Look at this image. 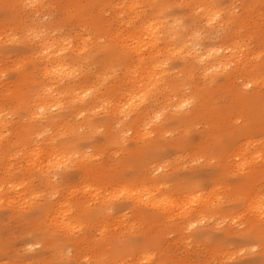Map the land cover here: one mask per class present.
I'll list each match as a JSON object with an SVG mask.
<instances>
[{
  "label": "bare ground",
  "instance_id": "bare-ground-1",
  "mask_svg": "<svg viewBox=\"0 0 264 264\" xmlns=\"http://www.w3.org/2000/svg\"><path fill=\"white\" fill-rule=\"evenodd\" d=\"M261 1L0 0V205L21 211L25 180L50 187L26 200L30 227H0V264H147L185 231L264 264V200L241 198L264 181ZM239 204L247 220L202 225Z\"/></svg>",
  "mask_w": 264,
  "mask_h": 264
},
{
  "label": "rangeland",
  "instance_id": "rangeland-1",
  "mask_svg": "<svg viewBox=\"0 0 264 264\" xmlns=\"http://www.w3.org/2000/svg\"><path fill=\"white\" fill-rule=\"evenodd\" d=\"M251 8L253 9V6ZM259 8H260L259 13L264 14V0H262L260 4L254 8V10L257 11ZM250 46H254V43L251 42ZM260 50L262 51V54H263L264 53V42H260ZM261 75L264 76V71H263V74ZM0 102L7 103L8 100L1 99ZM12 104L13 102H10V105ZM261 141H263L262 135H260V142ZM88 151H89L88 153H91L90 149H88ZM114 154L118 155L120 153L117 152ZM101 157H102L101 153L95 154L93 157L94 163L99 161ZM112 158H114V156H112ZM184 162H187V161L185 160L178 161V163H184ZM69 167L72 169L75 168V163L73 162ZM182 167L183 166H180L179 168H182ZM62 171L63 169L60 167L57 170V173H60ZM21 172L27 173V170H25V167L21 169ZM77 175L79 176V173H77ZM78 176H75L74 178L70 179L71 187L76 188L77 186L87 185L86 188H97L99 190L102 188L103 189L112 188V184L106 183L98 179L97 177L95 178L82 177L79 179ZM25 181L27 182V184H24L26 186L24 190H26L27 193L24 196H21L22 198H19L17 201V205L21 208V211H19L18 209L14 208L11 205H7V204L0 205V213H3L6 216L5 219L0 220V227L8 228L13 232L19 231L20 228H27L31 226L29 222H21L20 220L23 217V215H25L26 212L28 211V207L26 204L28 201L26 200L30 199L34 194H36L37 192L41 190L46 191L50 189L49 185L45 182L41 184L40 182L36 180H34L32 183H29L27 180ZM251 189H252V192H250L249 194H243L241 198L242 199L246 198L245 196L255 198L256 193L253 192V190L257 189L258 190L257 194L261 195V197L264 200V181H260V185H258V187L253 186L251 187ZM3 192L6 193V195L11 198L13 196H16L13 193V191H10V190L7 191V189L5 188H3ZM68 192H69V189L65 187V184L60 185L57 187V189L54 190V193L51 194L50 199L52 201H57L58 198H60L61 194H64V193L68 194ZM74 196L76 195H72V197ZM67 199H70V198H66L65 200ZM65 200H60L58 203H61ZM2 203H6V200L3 201ZM69 205L73 207V202L71 201ZM249 208L250 207L243 206V204H239L238 206H232L229 208V210H233L235 213H229V214L221 213L219 216L209 218L205 222L203 221L202 225L210 226L214 222H219V227L221 230L226 225L237 224L238 222L247 220L250 217V215L247 214V210ZM10 211L16 214L12 216H7V214ZM18 213H21V214H18ZM17 214L19 215L18 217L16 216ZM48 214L49 212L43 213L44 220ZM239 219L241 220L238 221ZM44 220H43L42 226H45ZM132 220L133 218H131L130 213H125V215L122 216L119 220H117V218H113V219L109 218V220L107 219L89 220L81 225L79 224L78 229H76L72 233V236L75 237L79 235L80 232H82L83 230H90V232L92 231V234L95 236L97 235V229L102 225L108 226L110 228L120 229L122 226L131 224ZM118 221H121L122 224L119 223ZM241 227L242 225H240L238 228H241ZM185 233H188V232L185 231L183 233L184 234L183 236L182 235L177 236L176 234H169L167 236L166 251L162 249V247L157 248L156 246H153L151 248L152 258L150 261L147 262V264H156V262L158 264H187L188 260L192 261L195 264H245L246 261H248L251 257H253V254L258 251V247H255V246H245V247H250V249L246 250V248H244V249L239 250L241 246L239 244H232V243L221 244L220 247L213 248L211 241L203 240L201 242L194 243L189 239V237L186 238ZM38 248L39 246H36V249ZM87 252L89 253L88 250ZM70 253L71 252H69V254ZM164 255H166L168 259ZM87 258L89 259L88 255L86 256L85 259ZM161 259H165V261L161 263ZM68 263L70 262L68 261Z\"/></svg>",
  "mask_w": 264,
  "mask_h": 264
}]
</instances>
